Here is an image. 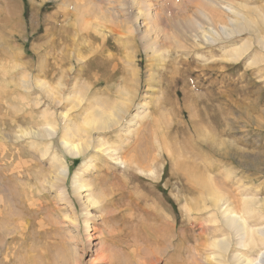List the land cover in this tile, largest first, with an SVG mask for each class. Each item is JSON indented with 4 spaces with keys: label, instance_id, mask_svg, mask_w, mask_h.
I'll return each instance as SVG.
<instances>
[{
    "label": "rangeland",
    "instance_id": "obj_1",
    "mask_svg": "<svg viewBox=\"0 0 264 264\" xmlns=\"http://www.w3.org/2000/svg\"><path fill=\"white\" fill-rule=\"evenodd\" d=\"M65 1L0 0V161L8 162L12 179L5 180L17 196L29 189L32 206L12 205L9 217L26 225L12 224L9 235L0 215V264H235L239 255L256 263L264 251L256 230L264 229V0H86L81 7V0ZM198 10L228 33L205 39L201 29L176 30L175 15L195 18ZM57 18L67 26L68 46L47 55L54 33L46 30ZM149 28L161 47L142 37ZM23 78L31 80L29 90ZM40 83L62 105L53 107ZM46 104L67 112L69 130L83 128L81 136L54 115V139L27 135L44 123ZM120 104L121 120L96 130L90 118L100 110L114 117ZM62 137L87 147L72 156ZM20 161L32 176L67 167L63 187H49L45 174L14 179ZM229 213L245 221L244 238L227 225ZM221 238L227 252L217 245Z\"/></svg>",
    "mask_w": 264,
    "mask_h": 264
},
{
    "label": "bare ground",
    "instance_id": "obj_2",
    "mask_svg": "<svg viewBox=\"0 0 264 264\" xmlns=\"http://www.w3.org/2000/svg\"><path fill=\"white\" fill-rule=\"evenodd\" d=\"M29 1H31V0H29ZM41 1H43V0H41ZM59 1V0H58ZM65 1V0H64ZM71 1H73V0H71ZM79 1V0H78ZM115 1V0H114ZM133 1V0H132ZM169 2H170V0H168ZM174 1V0H173ZM35 2V1H34ZM66 2V1H65ZM76 2V1H75ZM86 2V0H81L80 1V7L83 5L84 6V3ZM182 1H180V3H181ZM185 2V1H184ZM130 3V2H129ZM145 3H146V1H145ZM179 3V2H178ZM61 4V3H60ZM111 4V3H110ZM173 4H174V2H173ZM55 5V4H54ZM59 5V4H58ZM70 5V4H69ZM127 5V4H126ZM130 5H131V3H130ZM177 5H179V4H177ZM117 6V5H116ZM80 7L78 6V9H77V11H79L80 10ZM185 7H186V5H185ZM2 8V7H1ZM18 8V7H17ZM60 8V7H59ZM75 8H76V6H75ZM96 8V7H95ZM135 8V7H134ZM61 9V8H60ZM109 9V8H108ZM150 9H152V8H150ZM181 9V8H180ZM182 9H184L183 7H182ZM181 9V10H182ZM10 10V9H9ZM34 10V9H33ZM102 10H106V9H104V8H102ZM110 10V9H109ZM117 10V9H116ZM149 10V9H148ZM11 11V10H10ZM60 11V10H59ZM13 12V11H12ZM11 12V13H12ZM15 12V11H14ZM100 12H102V11H100ZM117 12V11H116ZM134 12V11H133ZM154 12V11H153ZM9 13V12H8ZM119 13H120V11H119ZM127 13V12H126ZM135 13V12H134ZM3 14V13H2ZM172 14V13H171ZM114 15H115V12L114 13H112V16L114 17ZM126 15V14H125ZM161 15V14H160ZM159 15V16H160ZM173 15V14H172ZM187 15V14H186ZM220 15V14H219ZM119 16V15H118ZM189 16V15H188ZM195 18H189V17H186V16H182L181 18L180 17H178V16H176L175 15V25H176V30L179 28V27H183L184 29H185V31L186 32H190V31H197L198 29H201V34H202V38H205V39H210L211 37H214V38H216L218 35H219V31H221L223 34H227L228 33V29H227V27H224V26H221L220 27V29H219V31L218 30H216V28L214 29L213 27H211L209 24H207V21H209V22H211V18H210V16L206 13V12H203V10H198V13H195ZM128 17V16H127ZM147 17L149 18V19H152L153 18V15H152V10L150 11H148V14H147ZM156 17V16H155ZM190 17H192V16H190ZM17 18V17H16ZM36 18V17H35ZM34 18V19H35ZM136 18V17H135ZM158 18V17H157ZM168 18V17H167ZM34 19H33V22H34ZM220 19V18H219ZM1 20V19H0ZM49 20V19H48ZM47 20V21H48ZM157 20V19H156ZM168 20V19H167ZM50 21V20H49ZM85 21V20H84ZM129 21V20H128ZM158 21V20H157ZM71 22V21H70ZM119 22V21H118ZM130 22H132V21H130ZM247 22V21H246ZM245 22V23H246ZM49 23V22H48ZM62 23V21H59L58 20V18L57 19H54L53 20V25L51 26V27H49V28H47V30H46V34L48 35V33H54V37L51 39V41H50V44H49V49H48V51L46 52L47 53V55H48V52L50 51V50H52L51 52H55L56 50H58L59 48H60V50H62V47L63 48H66L68 45H66V44H64V45H62L63 44V40L62 39H64L63 38V36H64V34H66L67 33V26H58L59 24H61ZM141 23V22H140ZM163 23V22H162ZM220 23V22H219ZM231 23V25H233V26H237V27H240L241 25H240V23H235V22H230ZM2 24V23H1ZM51 24V23H50ZM71 24V23H70ZM164 24V23H163ZM171 24H173V22H171ZM57 26V27H56ZM76 26V25H75ZM136 26H137V24H136ZM141 26V25H140ZM153 26H155V28H157V25L156 24H153ZM159 26V25H158ZM163 26V25H162ZM244 26V25H243ZM45 27V26H44ZM54 27H56V28H54ZM138 27V26H137ZM164 27V26H163ZM142 28V27H141ZM160 28H162V27H160ZM167 28V27H166ZM243 28V27H242ZM123 29V28H122ZM136 29V28H135ZM99 30V29H98ZM145 30V29H144ZM164 30V29H163ZM114 32V31H113ZM137 32H139V31H137ZM149 32H152V29L151 28H149V29H146L145 31H143L142 32V34H143V38H145L146 39V41L148 42V46L150 45H157V46H159V47H161L160 46V43L159 42H157V39H158V35H156L154 38H152V37H150V36H148V34H150ZM156 32V31H155ZM159 32V31H158ZM181 32V31H180ZM90 33V32H89ZM125 33V32H124ZM160 33V32H159ZM182 33V32H181ZM208 33V34H207ZM88 34V33H87ZM153 34V33H152ZM161 34V33H160ZM84 35V34H83ZM230 35V34H229ZM88 36V35H87ZM164 36V35H163ZM175 36V35H174ZM195 36V35H194ZM147 37H148V39H147ZM165 38L166 39H171V37H170V35L169 34H166L165 35V37H164V40H165ZM213 38V39H214ZM71 39V38H70ZM103 39H105V38H103ZM138 39V38H137ZM212 39V38H211ZM25 40V39H24ZM178 40V39H177ZM215 40V39H214ZM74 41V40H73ZM210 41H213V40H210ZM48 42V41H47ZM68 43V42H67ZM169 43V42H168ZM175 43V42H174ZM85 44V43H84ZM39 46V45H38ZM73 46V45H72ZM143 47H145V46H143ZM156 47V46H155ZM163 47V46H162ZM146 48V47H145ZM42 49V48H41ZM44 49V48H43ZM74 50V49H73ZM33 51H35V50H33ZM69 51H71V50H69ZM78 51V50H77ZM62 52V51H61ZM72 53V52H71ZM91 53H93V52H91ZM53 54V53H52ZM61 54V53H60ZM59 54V55H60ZM63 54V53H62ZM81 55V54H80ZM90 55V54H89ZM92 55V54H91ZM93 55H95V54H93ZM49 56H50V54H49ZM55 56V55H54ZM36 57V56H35ZM34 57V58H35ZM70 57V56H69ZM88 57V56H87ZM3 58V57H2ZM33 58V57H32ZM46 58V57H45ZM97 59L99 58V57H96ZM76 59V61H79V59L78 58H75ZM95 59V58H94ZM96 59V60H97ZM33 60V59H32ZM31 60V61H32ZM53 60V59H52ZM68 60V59H67ZM83 60V59H82ZM25 61V60H24ZM45 61V60H44ZM75 61V60H74ZM21 62V61H20ZM28 62V61H27ZM41 62V61H40ZM72 62V61H71ZM93 62H94V60H93ZM43 63V62H42ZM51 63V62H50ZM61 63H62V60H61ZM81 63V62H80ZM22 64V63H21ZM20 64V65H21ZM27 64V63H26ZM31 64V63H30ZM77 64V63H76ZM75 64V65H76ZM83 64V63H82ZM28 65H29V63H28ZM57 65V64H56ZM64 65V64H63ZM100 65V64H99ZM39 66V65H38ZM46 66V65H45ZM52 66V65H51ZM68 65H66V67H67ZM101 66V65H100ZM50 67V66H49ZM60 67V66H59ZM102 67H103V65H102ZM101 67V68H102ZM63 68V67H62ZM79 68V67H78ZM15 69V68H14ZM46 69H47V67H46ZM57 69V68H56ZM64 69V68H63ZM66 69V68H65ZM91 69H92V67H91ZM39 70V69H38ZM103 70V69H102ZM47 71H48V69H47ZM62 71V70H61ZM98 71V70H97ZM107 71V70H106ZM116 71V70H115ZM121 71H122V69H121ZM46 72V71H45ZM88 72V71H87ZM93 71L91 70V73H92ZM33 73V72H32ZM40 73V72H39ZM49 73V72H48ZM90 73V72H89ZM110 73V72H109ZM119 73V72H118ZM134 73V72H133ZM132 73V74H133ZM35 75V74H34ZM131 75V74H130ZM36 76V75H35ZM94 76V75H93ZM109 76V75H108ZM50 77V76H49ZM27 78V77H26ZM62 78V77H61ZM46 79V78H45ZM66 79H68V78H66ZM96 78L94 77L92 80H95ZM105 79V78H104ZM32 80H34V79H32ZM41 80V79H40ZM60 80V79H59ZM63 80V79H62ZM70 80V79H69ZM44 81H46V80H44ZM64 81V80H63ZM179 81V80H178ZM38 82V81H37ZM52 82V81H51ZM90 82V81H89ZM111 82V81H110ZM23 83H24V88L26 89V90H29L30 88H31V80H28V79H24L23 78ZM43 83H40L39 84V86L42 88V91H43V96H45V98H46V100H48V101H51L52 102V104H53V107H55V108H57V107H59L60 106V104L62 103V97H60V96H55L54 94L55 93H52L50 90H47V88L45 87V85L43 86L42 85ZM66 84V83H65ZM110 84V83H109ZM23 85V84H22ZM71 85H73V83L71 84ZM74 85H76L75 83H74ZM80 85V84H79ZM82 85V84H81ZM174 85H176V84H174ZM21 86V85H20ZM43 86V87H42ZM96 86V85H95ZM177 86V85H176ZM51 87H52V85H51ZM74 87H76V86H74ZM73 87V88H74ZM84 87V86H83ZM99 87V86H98ZM174 87V86H173ZM23 88V87H22ZM38 88V87H37ZM70 88V87H69ZM80 88V87H79ZM91 88V87H90ZM177 88H179V87H177ZM56 89H59V91L60 90H62V89H64L63 88V83L62 84H58V87H56ZM67 89H68V87H67ZM78 89V88H77ZM55 90V89H54ZM87 90H89V89H87ZM96 90V89H95ZM103 90V89H102ZM134 90V89H133ZM77 91V90H76ZM79 91H80V89H79ZM81 91H82V89H81ZM80 91V92H81ZM179 91H180V89H179ZM173 92H174V95L175 94H178L179 92L177 91V89L175 88L174 90H173ZM30 93V92H29ZM74 93H76V92H74ZM73 93V94H74ZM84 93V92H83ZM82 93V94H83ZM127 93V92H126ZM125 93V94H126ZM135 93V92H134ZM19 94V93H18ZM61 94V93H60ZM68 94V93H67ZM71 94V93H70ZM116 94H118V93H116ZM28 95V94H27ZM34 95V94H33ZM78 96V95H77ZM126 96V95H125ZM131 96V95H130ZM129 96V97H130ZM183 96V95H182ZM34 97V96H33ZM74 97H75V95H74ZM88 97V96H87ZM95 97V96H94ZM124 97V96H123ZM128 97V96H127ZM36 98H37V96H36ZM32 99V98H31ZM127 99V98H126ZM43 100V99H42ZM80 100V99H79ZM120 100V99H119ZM131 100V99H130ZM134 100V99H133ZM40 101V100H39ZM99 101V100H98ZM102 101V100H101ZM106 101V100H105ZM109 101V100H108ZM41 102V101H40ZM40 102H38V103H40ZM43 102V101H42ZM42 102H41V104H42ZM72 102V101H71ZM91 103V102H90ZM105 103V102H104ZM106 103H108V102H106ZM115 103V102H114ZM120 103V102H119ZM118 103V104H119ZM133 103V102H132ZM40 104V105H41ZM62 105V104H61ZM96 105V104H95ZM51 106V105H50ZM131 106V105H130ZM33 107V106H32ZM92 107H93V105H92ZM91 107V108H92ZM96 107V106H95ZM102 108V107H101ZM113 108V107H112ZM137 109H138V107H137ZM71 110V109H70ZM146 110V109H145ZM95 111V110H94ZM116 112H115V114L113 113V115H114V117L113 116H110V115H108V114H106L105 112H103V111H101L100 110V112H99V114L97 115V116H95V117H93V118H90V121L91 122H93L94 123V128L96 129V130H109L110 128H112V126L113 125H115V124H117L118 122H119V120H121V118H122V115L120 114V113H124V111L125 110H123V105L122 104H120V105H117V107H116V110H115ZM139 111V110H138ZM111 112V111H110ZM139 113H140V111H139ZM37 114V113H36ZM91 114V113H90ZM112 114V113H111ZM50 115H54V117L57 119V123H59L62 127H63V129L65 130V131H67V130H69V128H68V125H67V120H68V115H67V112H63V113H59V112H56L54 109H53V111H51V110H49V109H47V104H46V107L44 106V109H43V111H42V116H43V119H44V123L43 122H40V123H43L42 125H38V126H36L34 129H30V131L28 132H26V134L28 135V134H30L31 136H35V137H37V136H39V135H43V137L44 136H46V137H48V138H53L54 136H56V135H58V134H60L59 132V130L57 129V126H56V128H55V126H53L52 124H50L49 123V118H50ZM133 116V115H132ZM85 117V116H84ZM92 117V116H91ZM38 118V117H37ZM40 118V117H39ZM86 118H89V117H86ZM115 118H117L118 120H117V122H115ZM38 120V119H37ZM87 120V122H88V119H86ZM123 121V120H122ZM82 122H84V121H82ZM86 122V121H85ZM130 123V122H129ZM134 123V122H133ZM92 124V123H91ZM135 124V123H134ZM161 124V123H160ZM30 125V124H29ZM28 125V126H29ZM58 125V124H57ZM120 125V124H119ZM61 127V128H62ZM117 127V126H116ZM119 127V126H118ZM86 128V127H85ZM193 128V127H192ZM197 128V127H196ZM81 129H83V128H81ZM80 128H77L75 125L73 126V128H70V130H69V132L70 133H72L73 135H76V136H81V133H82V130H81ZM147 129V128H146ZM198 129V128H197ZM199 129H200V127H199ZM86 130V129H85ZM95 130V131H96ZM165 130V129H164ZM158 131V130H157ZM62 132V131H61ZM123 132V131H122ZM127 132H129L128 130H127ZM134 132V131H133ZM199 132V131H198ZM89 133V132H88ZM184 133V132H183ZM200 133V132H199ZM202 134H203V132H201ZM131 134V133H130ZM138 134V133H137ZM164 134H165V132H164ZM198 134V133H197ZM68 135V134H67ZM66 135V136H67ZM71 135V134H70ZM158 135H159V133H158ZM211 135V134H210ZM20 136V135H19ZM65 136V135H64ZM94 136V135H93ZM134 136V135H133ZM160 136V135H159ZM168 136V135H167ZM194 136V135H193ZM198 136V135H197ZM204 135H202V137H203ZM7 137V136H6ZM13 137V136H12ZM140 137V136H139ZM144 137V136H143ZM169 137V136H168ZM196 137V136H195ZM208 137H210V136H208ZM216 137V136H215ZM9 138V137H8ZM38 138V137H37ZM96 138V137H95ZM160 138V137H159ZM167 138V137H166ZM201 138V137H200ZM54 139V138H53ZM57 139V138H56ZM59 139V138H58ZM132 139V138H131ZM141 140V139H140ZM218 140V139H217ZM221 140V139H220ZM176 141V140H175ZM40 142V141H39ZM77 142V141H76ZM79 142V141H78ZM98 142V141H97ZM165 142V141H164ZM60 145H62V146H65L67 149H69L70 150V152H71V154L70 155H72V156H78L79 154H80V151L82 152V151H85V149H86V145H84L83 146V144L81 145V147L79 146V145H77V146H75L73 143H71V142H69V141H67L66 139H65V137H62L61 139H60ZM80 143V142H79ZM145 143V142H144ZM150 143V142H149ZM15 144V143H14ZM105 144V143H104ZM147 144V143H146ZM167 144V143H166ZM177 144V143H176ZM16 145V144H15ZM89 145H91V144H89ZM107 145V144H106ZM154 145V144H153ZM208 145V144H207ZM47 146V145H46ZM46 146H45V148H46ZM97 146V145H96ZM143 146V145H142ZM142 146H141V148H142ZM168 146V145H167ZM90 147V146H89ZM114 147V146H113ZM176 147H177V145H176ZM210 147V146H209ZM13 148V147H12ZM18 148V147H17ZM17 148H15V149H17ZM48 148V147H47ZM179 148V147H178ZM177 148V149H178ZM41 149V148H40ZM39 149V150H40ZM137 149V148H136ZM140 149V148H139ZM14 150V149H13ZM39 150H38V152H39ZM68 150V151H69ZM105 150H106V148H105ZM109 150V149H108ZM179 150V149H178ZM49 151V150H48ZM47 151V152H48ZM65 151V150H64ZM67 151V152H68ZM96 151H99V150H96ZM52 152V151H51ZM63 152V151H62ZM92 152V151H91ZM139 152V151H138ZM53 153V152H52ZM219 153V152H218ZM225 153V152H224ZM54 154V153H53ZM104 154V153H103ZM129 154H131V153H129ZM167 154V153H166ZM230 154V153H229ZM232 154V153H231ZM4 155H6V154H4ZM40 155H41V151H40ZM44 155V154H43ZM223 155V154H222ZM226 155H228V154H226ZM3 156V155H2ZM9 156V155H8ZM19 156V155H18ZM39 156V155H38ZM53 156V155H52ZM168 156V155H167ZM170 156V155H169ZM219 156V155H218ZM181 157V156H180ZM224 157V156H223ZM225 157H227V156H225ZM5 158V157H4ZM10 158V157H9ZM81 158V157H80ZM79 158V159H80ZM137 158V157H136ZM165 158V157H164ZM184 158V157H183ZM236 158V157H235ZM28 159V158H27ZM132 159V158H131ZM174 159V158H173ZM177 159V158H176ZM181 159V158H180ZM238 159V158H237ZM1 160V159H0ZM12 160H14V159H12ZM12 160H11V162H12ZM53 161H55V158H53L52 159ZM75 160V159H74ZM169 160V159H168ZM132 161H133V159H132ZM143 161V160H142ZM146 161V160H145ZM167 161V160H166ZM21 162V161H20ZM18 162L17 164V166H15L14 168H13V170H12V172H11V175H13L14 177V179H20V181H22L23 179H25V180H28V181H35V180H38L39 178H40V176L41 175H44L45 174V178L47 179V181H48V183H49V187H51L52 188V186L54 187L55 185H59L60 186V188L61 187H63L62 186V182L64 181V177H65V175L67 174V167H61V168H59V169H52V170H49V171H47L46 173H40L41 175H38L36 172H35V175L34 176H32V175H29L27 172L25 173L24 171L25 170H27L26 169V166L23 164L24 162ZM182 162V161H181ZM4 163V162H3ZM1 161H0V215H4V218L6 219V224H4V225H6L7 226V228H6V226L4 227V229H2V232H4L5 234L6 233H11V232H13L14 230H11L12 229V224L13 225H15L16 227H17V229H20V227L21 226H25L26 225V223L24 222V223H21V221H19L18 219H11L10 217H9V215H8V211H11V207H12V205L13 206H15V207H20V205H21V203H24L25 205H28L29 207L31 206V205H29V200H28V198L27 197H25V194H28V192H30L29 191V189H25V191H24V195H22V194H19L18 196H17V194H15V191L11 188V185H10V183H8V181H6L5 179L7 178V179H10V177L8 176V174L5 172V168H4V165L6 164V163H8V162H6V163H4L3 164ZM30 163V162H29ZM69 163V162H68ZM73 163V162H72ZM126 163V162H125ZM124 163V164H125ZM153 163V162H152ZM187 163V162H186ZM255 163V162H254ZM31 164V163H30ZM64 164V163H63ZM176 164V163H175ZM188 164V163H187ZM205 164V163H204ZM242 164V163H241ZM241 164H239L240 166H241ZM256 164V163H255ZM255 164H253L254 166H255ZM9 165V164H8ZM54 165V164H53ZM61 165V164H60ZM65 165V164H64ZM152 165V164H151ZM172 165V164H171ZM174 165V164H173ZM181 165V164H180ZM191 165V164H190ZM249 165V164H248ZM252 164H250V166H251ZM11 166V165H10ZM9 166V167H10ZM55 166V165H54ZM124 166V165H123ZM148 166V165H147ZM193 166V165H192ZM243 166V165H242ZM125 167V166H124ZM185 167V166H184ZM126 168V167H125ZM134 168H137V167H134ZM162 168H164V167H162ZM251 168V167H250ZM32 169V168H31ZM49 169V168H48ZM114 169V168H113ZM127 169V168H126ZM171 169V168H170ZM189 169H190V166H189ZM192 169H194V168H192ZM196 169H197V167H196ZM253 169V168H252ZM6 170H8V167H6ZM30 170V169H29ZM28 170V171H29ZM143 171H145V170H143ZM176 171V170H175ZM179 171V170H178ZM186 171V170H185ZM194 171V170H193ZM184 172V171H183ZM195 172V171H194ZM197 172V171H196ZM31 173V172H30ZM112 173H113V171H112ZM31 174H33V173H31ZM187 174V173H186ZM194 174V173H193ZM193 174H191V177L193 176ZM172 175V174H171ZM188 175V174H187ZM167 176V175H166ZM175 176V175H174ZM188 177V176H187ZM168 178V177H167ZM200 178V177H199ZM12 179V178H11ZM10 179V180H11ZM165 179V178H164ZM179 179H180V177H179ZM202 179V178H201ZM24 180V181H25ZM177 180V179H176ZM190 180V179H189ZM171 181V180H170ZM178 181V180H177ZM193 181V180H192ZM196 181V180H195ZM199 181V180H198ZM12 182H14V181H12ZM15 183V182H14ZM20 183V182H19ZM24 183V182H23ZM64 183V182H63ZM177 183V182H176ZM180 183V182H179ZM207 183V182H206ZM12 184V183H11ZM41 184H43V183H41ZM47 184V183H46ZM14 185V184H13ZM48 185V184H47ZM79 185V184H78ZM196 185H198V184H196ZM43 186V185H42ZM165 186V185H164ZM183 186V185H182ZM201 186H202V184H201ZM4 187V188H3ZM17 187V186H16ZM168 187V186H167ZM13 188H14V186H13ZM15 189V188H14ZM35 189V188H34ZM53 189V188H52ZM201 189V188H200ZM199 189V190H200ZM6 190V191H5ZM22 190H24V187H20V190L19 191H22ZM58 190H60V189H58ZM210 190V189H209ZM232 191H233V189H231ZM184 191V190H183ZM252 191V190H251ZM37 192H39V191H37ZM63 192V191H62ZM62 192H60V193H62ZM185 192V191H184ZM202 192H203V190H202ZM210 193L212 192V191H209ZM225 193V192H224ZM105 194V193H104ZM217 194V193H216ZM35 195V194H34ZM214 195V194H213ZM105 196V195H104ZM216 196V195H215ZM8 197H11L12 198V200H9V198ZM66 198V197H65ZM91 198V197H90ZM209 198V197H208ZM207 199V198H206ZM222 200V199H221ZM87 201V200H86ZM211 201V200H210ZM213 201H215V200H213ZM227 201V200H226ZM172 202H174V201H172ZM202 202H203V200H202ZM228 202V201H227ZM20 204V205H19ZM215 204V203H214ZM89 205V204H88ZM173 205H176L175 203L173 204ZM198 205V204H197ZM24 206V205H23ZM202 206H204V205H202ZM32 207V206H31ZM228 207V206H227ZM14 208V207H13ZM24 208H25V206H24ZM23 208V209H24ZM91 208V207H90ZM199 208H201V207H199ZM210 208V207H209ZM214 208V207H213ZM230 208V207H229ZM228 209V208H227ZM234 209V208H233ZM233 209H230V210H233ZM248 209V208H247ZM177 210V209H176ZM237 210V209H236ZM222 211V210H221ZM187 212V211H186ZM199 212V211H198ZM219 212V211H218ZM233 212V211H232ZM10 213V212H9ZM13 213H16V212H13ZM25 213V212H24ZM20 214V213H19ZM22 215V214H21ZM222 217V216H221ZM243 217V216H242ZM175 218V217H174ZM181 218V217H180ZM179 218V219H180ZM1 219V218H0ZM242 219V218H241ZM222 221V220H221ZM244 221V220H243ZM1 222V221H0ZM181 222V221H180ZM174 223V222H173ZM225 223V222H224ZM227 225H230V228L232 229V227L234 228V230L238 233H240V236L241 237H245L246 236V233H247V231H246V227H245V225L246 224H244L245 223V221H244V223L239 219V216L237 217V215L236 214H232V213H229V215H228V217H227ZM181 224V223H180ZM226 224V223H225ZM200 226V225H199ZM219 226V225H218ZM226 226V225H225ZM225 226H223V228H225ZM8 227H10V228H8ZM180 227V226H179ZM227 227V226H226ZM164 228V227H163ZM219 228V227H218ZM229 228V229H230ZM167 229V228H166ZM203 230V229H202ZM221 230H222V228H221ZM226 230V229H225ZM233 230V231H234ZM256 230H257V233H259L260 235H264V229H262V228H256ZM17 231V230H16ZM26 231V230H25ZM166 231V230H165ZM170 231V230H169ZM228 231V230H227ZM1 232V231H0ZM1 232V233H2ZM152 233V232H151ZM165 233V232H164ZM170 233V232H169ZM233 233V232H232ZM9 234H6V235H9ZM15 234V233H14ZM154 234V233H153ZM235 234V233H234ZM227 235V234H226ZM229 235V234H228ZM227 235V236H228ZM231 235V234H230ZM248 235V234H247ZM17 236V235H16ZM164 236V235H163ZM225 236V235H224ZM223 236V237H224ZM6 237V236H5ZM19 237V236H18ZM157 237V236H156ZM155 237V238H156ZM235 237V236H234ZM230 238V237H229ZM233 238V237H232ZM231 238V239H232ZM251 238H253V237H251ZM250 238V239H251ZM162 239V238H161ZM230 239V240H231ZM263 239V238H262ZM16 240V239H15ZM14 240V241H15ZM11 241V240H10ZM216 241V240H215ZM233 241V240H232ZM217 245L219 246V248L221 249V250H224L223 252H227V250H228V248H229V242L228 241H226L225 239H223V238H221V240L220 241H217ZM206 244V243H205ZM212 244V243H211ZM233 244V243H232ZM231 244V245H232ZM207 245V244H206ZM208 245H210V244H208ZM207 245V246H208ZM214 245V244H213ZM234 245V244H233ZM1 246V245H0ZM217 246V247H218ZM240 247H241V245H239ZM238 246V247H239ZM243 246V245H242ZM231 247V246H230ZM212 248V247H211ZM37 249V248H36ZM207 249V248H206ZM218 249V248H217ZM234 249H236V248H234ZM240 249V248H239ZM35 250V249H34ZM201 250V249H200ZM32 251V250H31ZM48 251V250H47ZM28 252V251H27ZM199 252V251H198ZM240 253V252H239ZM31 254V253H30ZM27 257V256H26ZM33 257V256H32ZM260 259L256 262V263H252V262H250L249 260H248V258H246L245 256H243V255H239V256H235V259H236V261H235V264H264V251H262L261 253H260ZM258 257V258H259ZM28 259V258H27ZM49 259H50V257H49ZM194 259V258H193Z\"/></svg>",
    "mask_w": 264,
    "mask_h": 264
}]
</instances>
